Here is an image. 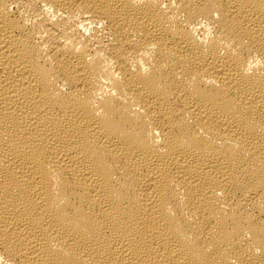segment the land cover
Segmentation results:
<instances>
[{
    "label": "bare ground",
    "instance_id": "6f19581e",
    "mask_svg": "<svg viewBox=\"0 0 264 264\" xmlns=\"http://www.w3.org/2000/svg\"><path fill=\"white\" fill-rule=\"evenodd\" d=\"M0 264H264V0H0Z\"/></svg>",
    "mask_w": 264,
    "mask_h": 264
}]
</instances>
